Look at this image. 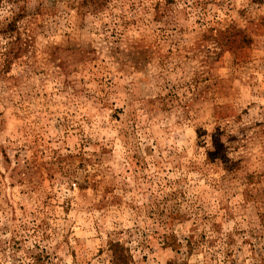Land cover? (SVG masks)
I'll use <instances>...</instances> for the list:
<instances>
[{
  "label": "rangeland",
  "instance_id": "1",
  "mask_svg": "<svg viewBox=\"0 0 264 264\" xmlns=\"http://www.w3.org/2000/svg\"><path fill=\"white\" fill-rule=\"evenodd\" d=\"M94 6L0 0V264H264V0Z\"/></svg>",
  "mask_w": 264,
  "mask_h": 264
},
{
  "label": "trees",
  "instance_id": "2",
  "mask_svg": "<svg viewBox=\"0 0 264 264\" xmlns=\"http://www.w3.org/2000/svg\"><path fill=\"white\" fill-rule=\"evenodd\" d=\"M95 2L94 6V10L97 9L96 7H98L101 3L102 0H93ZM98 4V5H97ZM19 18L18 14H14L12 19L5 25L3 26V30L1 31L2 33H6L9 36L12 37V40L9 43V48L2 53V55L4 56V62L5 64H8L12 61V59L14 58H18L19 55H21V53L26 51V45L25 43H22L20 38L16 35L15 36V28H16V22L17 19ZM14 33V35H13ZM221 151L220 150H216L215 153V158H219V159H223V156L221 155ZM114 258H115V262L116 264H123V256L121 252H118V245H114Z\"/></svg>",
  "mask_w": 264,
  "mask_h": 264
}]
</instances>
